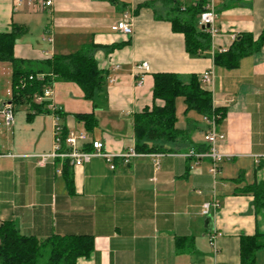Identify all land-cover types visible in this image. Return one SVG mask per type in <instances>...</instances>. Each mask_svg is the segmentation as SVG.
Segmentation results:
<instances>
[{"label":"crops","instance_id":"obj_1","mask_svg":"<svg viewBox=\"0 0 264 264\" xmlns=\"http://www.w3.org/2000/svg\"><path fill=\"white\" fill-rule=\"evenodd\" d=\"M15 1L0 0V33L12 25L23 28L13 45L15 58L42 61L90 45L105 77L93 101L74 83H53L51 100L62 127L86 133L108 154H121L134 145L133 115L161 105L152 99L153 74L200 77L210 70L212 86L203 87L224 112L217 123L224 136L217 150L224 157L212 175L211 161L194 157L207 148L205 118L188 112L179 121L175 114V127L187 140L165 143L167 152L138 154L127 164L114 159L113 169L100 157L70 166L69 189L62 163H37L52 150L50 112L18 104L10 126L0 116V223L10 221L21 235L39 240L92 236L91 255L77 264H239L241 237L264 231V209L255 210L253 197L242 193L264 183V41L233 69L215 66L213 55L226 51L237 35L261 33L264 0H212L217 34L200 56L185 51L183 35L170 24L194 0H51L43 11L29 0ZM174 4L180 6L177 15ZM124 15L132 26L128 36L112 30ZM143 63L147 69H138ZM10 85V65L0 62V109ZM76 114L95 118L91 132ZM212 200L219 207L209 230L201 207ZM178 238L187 239L180 253ZM255 264H264V248L255 252Z\"/></svg>","mask_w":264,"mask_h":264},{"label":"trees","instance_id":"obj_2","mask_svg":"<svg viewBox=\"0 0 264 264\" xmlns=\"http://www.w3.org/2000/svg\"><path fill=\"white\" fill-rule=\"evenodd\" d=\"M204 5V0H194V4L178 16L180 6L174 4L177 17L170 19L172 30L184 37L185 51L193 56H200L211 48L209 35L197 24ZM22 33L23 28L16 25H12L9 32L0 33V62L8 63L11 68L9 102L12 108L27 103L37 111L43 109L46 102L36 104L35 97L57 81L74 83L88 101L100 96L105 77L93 58L92 46L85 45L73 54L56 55L42 61L21 60L13 56L12 49ZM263 41L264 29L256 38L252 34L237 35L226 51L213 55V63L225 69L236 68L241 58L259 51ZM152 80V99L161 105L153 104L132 117L134 149L138 154L164 153L168 150L163 144L187 140V133L175 127L178 98L182 99L185 113L194 111L205 119L215 116L217 123L223 118L222 108L213 107L211 93L201 85L197 75L155 73ZM75 118L83 124L86 132H91L96 125L91 114H76ZM84 147L90 150L88 145ZM199 150L203 153L207 148ZM70 168L66 161L62 163V174L69 189L72 188ZM242 193L253 197L255 210L264 209V183L246 186ZM186 240H175L177 253L184 251L182 244ZM261 248H264V231L241 237L239 264H255V252ZM92 251L93 238L90 235H52L39 240L21 235L10 221L0 223V264H77L79 259L88 258Z\"/></svg>","mask_w":264,"mask_h":264},{"label":"built area","instance_id":"obj_3","mask_svg":"<svg viewBox=\"0 0 264 264\" xmlns=\"http://www.w3.org/2000/svg\"><path fill=\"white\" fill-rule=\"evenodd\" d=\"M204 11L199 15L198 26L201 27L210 37V40L214 38L217 31L214 27L215 11L212 4V0H204ZM21 0H16L15 4L18 6ZM28 4H33L40 11L48 10L51 7V0H29ZM112 30L119 32L123 35H130L132 33V26L128 20L127 15H124L113 27ZM235 37H233L234 39ZM117 68V67H116ZM140 70H146L147 64L143 63L138 66ZM201 85L204 87L212 86V72L210 70L200 75ZM141 83V79L138 80V84ZM11 96V90L6 91V98L3 100L2 107L0 109V116L6 126H10L13 122V108L9 102ZM52 91L51 87L43 89L40 96L35 97V101L40 103L46 102V108L50 112L53 118V132H52V150L49 154L40 155L37 163L43 165L46 159L52 161H59L60 163L67 162L71 167L81 166L88 162L93 157H100L104 159L110 169H113V160L119 159L122 164H127L129 160L136 157L138 153L134 149V145L127 149L125 152L113 155L103 151V144L99 141L92 140L84 132H78L72 129H66V134L63 132V127L58 123L60 109L53 104L51 100ZM215 116H211L209 119H205L207 124V131L204 135V140L207 144V150L203 153H196L195 158L206 157L211 161V167L209 172L215 175L217 172V163L223 159V155L217 150V142L224 139L223 134H218L217 122ZM84 145H88L90 150H87ZM218 204L215 200L206 202L201 207V214L203 216H211L218 209Z\"/></svg>","mask_w":264,"mask_h":264},{"label":"rangeland","instance_id":"obj_4","mask_svg":"<svg viewBox=\"0 0 264 264\" xmlns=\"http://www.w3.org/2000/svg\"><path fill=\"white\" fill-rule=\"evenodd\" d=\"M3 64L5 66L6 63L3 62ZM5 92L6 91H4V96H5ZM0 95H1V92H0ZM179 106H181V107H179ZM175 108H177V113H175V114L178 117L179 121L185 120V118H189V116L184 115L185 114V112H183L184 111V106H183V103H182V99L181 98H178L176 100V102H175ZM190 112H193L192 114H196L197 116L201 117L198 113H196L194 111H190ZM205 123H206V121H205ZM217 133L218 134H221L219 128H218V132ZM195 134H197V133H195ZM195 136H197V135H195ZM200 141H202V138H200Z\"/></svg>","mask_w":264,"mask_h":264},{"label":"water","instance_id":"obj_5","mask_svg":"<svg viewBox=\"0 0 264 264\" xmlns=\"http://www.w3.org/2000/svg\"><path fill=\"white\" fill-rule=\"evenodd\" d=\"M211 220H212L211 217L207 216L206 221H205L207 224H209V228H208L209 230L211 229L210 228Z\"/></svg>","mask_w":264,"mask_h":264}]
</instances>
